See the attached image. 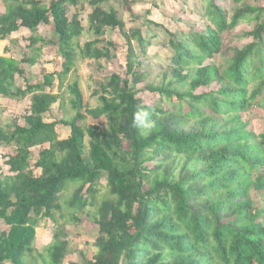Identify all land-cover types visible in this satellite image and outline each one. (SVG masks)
<instances>
[{"label":"trees","instance_id":"trees-1","mask_svg":"<svg viewBox=\"0 0 264 264\" xmlns=\"http://www.w3.org/2000/svg\"><path fill=\"white\" fill-rule=\"evenodd\" d=\"M3 1L0 42L25 29L32 56L20 63L5 57L7 50L0 56V97L30 100L26 126L0 128V146L9 147L3 156L8 174L0 165V264H65V232L57 229L40 252L37 229L43 219L55 223L63 207L73 216L80 204L95 208L89 218L98 228L96 253L85 264H264V131L257 133L247 118L257 112L264 124L263 0H229L231 13L226 0H194L202 10L199 22H181L184 28L176 32L145 20L149 32L161 29L168 36L169 65L160 82L148 81L147 73L109 77L97 110L105 123L90 127L87 153L83 95L76 87L70 91L77 116L69 123L44 120L59 103L52 91L63 87L70 71L62 47L79 24L81 2L92 7L88 32L98 38L82 48L85 61L113 59L112 42L100 47L108 30L118 29L129 45L136 42L142 57L156 36L126 31L121 10L105 8L108 0ZM133 4L124 2L132 17ZM246 24L240 39L249 43L227 49L232 32ZM43 26L52 27L54 41L39 36ZM48 47L66 59L62 70L15 87L25 76L21 64L34 67ZM225 52L232 53L227 66L206 64ZM132 68L130 63L128 75ZM141 90L160 104L145 105ZM59 126L70 129L69 139L59 140ZM63 143L70 155L60 162L55 148ZM46 145L37 155L32 151ZM102 179L109 198L96 203ZM70 186L77 189L61 204Z\"/></svg>","mask_w":264,"mask_h":264},{"label":"rangeland","instance_id":"rangeland-1","mask_svg":"<svg viewBox=\"0 0 264 264\" xmlns=\"http://www.w3.org/2000/svg\"><path fill=\"white\" fill-rule=\"evenodd\" d=\"M133 2L132 11L134 17H132L125 9L124 2ZM264 4V0L261 2ZM229 0L225 1V7L229 13L233 8L229 7ZM116 10H121L122 18L125 21L126 31L130 29L139 28L142 29L144 35L149 37L155 35L156 37L151 41V47L147 51V55L142 57L139 52V48L136 42L133 41L131 45L127 43V40L120 33L118 29L106 31L99 39L102 41L100 47L107 46L112 42L114 46L109 47L113 59L110 61H85L82 59L81 50L86 43L91 42L97 37L91 35L88 32V15L92 12V7L88 2H81V10L79 9L78 26L70 28L69 45L62 47V53H66L70 56L69 74L63 78V87L59 90L58 87L52 91L53 94L59 95V103L54 105L51 111L44 116V120L47 123L54 121L70 122L78 114L73 107L74 96L71 94V88L76 87L83 95L84 106L82 113L86 116L85 121L82 123V127L87 130V133L83 139V150L87 153L89 144L92 138L88 133L90 127L96 126L100 123H105L104 118L98 117L97 110L101 106L99 97L101 96V88L107 84L109 77L113 74H119L123 78L132 79L133 75L147 73L148 81L160 82L161 74L165 67L169 65V59L172 56L170 51L165 45L168 43V36L161 29H154L148 31L144 27L145 20H150L156 24L163 26L170 32H176L184 28L185 22L190 24L191 22H199L200 16H202V10L200 4L194 0H108V3ZM5 6L3 0H0V15L4 13ZM80 8V7H79ZM74 9H69L68 16L72 19ZM249 24L243 25L230 35V40L227 43V49L242 48L245 44L249 43V40L240 39L241 31L248 28ZM21 31V32H20ZM19 32L13 34V38L20 42V44H12L6 47L7 55H4L3 45H0V56L4 55L7 58H13L16 62H21L23 59H28L32 56V52L27 49V45L24 43V38L30 36V33L22 29ZM39 36L44 40L50 42L56 38L53 34L51 26H43L39 29ZM2 44V43H0ZM47 53L42 55L40 61L34 67L27 64H21V69L24 70L25 76L17 77L15 81V87L25 88L27 84L35 85L39 82H43L44 76L52 74L56 71H61L62 66L65 64L66 59L61 53H57L54 48L48 47ZM46 50L44 52H46ZM132 54L133 57H128ZM232 58L231 52H225L224 54L216 57L214 60L208 61L206 64L215 65L217 67L227 66ZM169 61V62H168ZM132 64V75H128V67ZM12 91V90H11ZM49 91V90H47ZM264 97V91L263 95ZM145 105L158 106L160 104L157 96H152L145 91L141 90L138 96ZM30 107L29 97L21 101H17L13 98L0 97V128L7 130L9 127H13L14 124L22 127L26 126L23 118L27 115ZM166 109V106H163ZM257 112H252L247 115V118L253 120V129L257 133L264 131V124L261 119L257 117ZM255 116V117H254ZM252 122V121H251ZM59 140H67L70 138V129L65 126H59L57 128ZM49 146L34 148L32 151L35 155L42 149H48ZM9 147L0 146V165L3 172L8 174L9 168L5 166V160L3 156L8 152ZM57 159L60 162L68 160L70 155L68 143L56 145ZM121 159L125 158L123 152H118ZM121 166V163H119ZM77 186H70L61 198V204L64 203L75 190ZM98 194L96 196V203H100L103 200L109 198V191L106 186V181L101 180L97 186ZM63 207V206H62ZM95 208L82 207L81 204L74 210V215H70V211L63 207L61 212H57L55 215L56 222L52 220L43 219L40 222L37 229V238L35 247L38 251L43 252L45 248L50 246L54 241V233L57 229H62L67 235V257L65 264L77 263L85 264L86 261L93 259L96 248L95 241L98 237V228L91 222L89 215L94 212ZM5 229L3 222L0 221V232Z\"/></svg>","mask_w":264,"mask_h":264},{"label":"crops","instance_id":"crops-1","mask_svg":"<svg viewBox=\"0 0 264 264\" xmlns=\"http://www.w3.org/2000/svg\"><path fill=\"white\" fill-rule=\"evenodd\" d=\"M21 32V31H20ZM19 32V33H20ZM16 39V38H15ZM14 38H13V36H12V38H11V41H5V42H0V43H2V44H0V45H3V51L2 52H5V50H6V47L8 46H11L12 44H20V42H18V41H16ZM3 56V55H2Z\"/></svg>","mask_w":264,"mask_h":264}]
</instances>
